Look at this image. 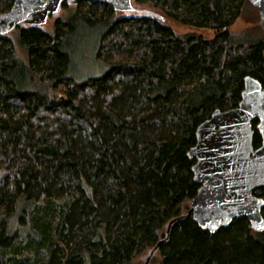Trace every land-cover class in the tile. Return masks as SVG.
Segmentation results:
<instances>
[{
	"label": "trees",
	"instance_id": "obj_1",
	"mask_svg": "<svg viewBox=\"0 0 264 264\" xmlns=\"http://www.w3.org/2000/svg\"><path fill=\"white\" fill-rule=\"evenodd\" d=\"M250 4L81 0L50 27L0 37V264H138L159 243L157 264H264V230L248 218L213 233L188 214L198 126L238 106L247 76L264 85V30H232ZM80 27L99 30L102 76L69 74Z\"/></svg>",
	"mask_w": 264,
	"mask_h": 264
},
{
	"label": "water",
	"instance_id": "obj_2",
	"mask_svg": "<svg viewBox=\"0 0 264 264\" xmlns=\"http://www.w3.org/2000/svg\"><path fill=\"white\" fill-rule=\"evenodd\" d=\"M81 0H15L12 7L0 15V37L21 24L45 25L61 12L65 4ZM115 10L133 11V0H93ZM261 13L264 28V0H251ZM144 12L160 15L151 10ZM259 119L262 137L260 147L253 145L252 121ZM197 143L189 151L196 159L194 180L201 184L190 201L194 219L204 229L217 232L235 218H248L257 231L264 230V199L255 191L264 188V85L247 76L238 106L215 110L201 123L196 132ZM162 242V241H161ZM160 244V243H159ZM159 244L144 258L150 264Z\"/></svg>",
	"mask_w": 264,
	"mask_h": 264
},
{
	"label": "rangeland",
	"instance_id": "obj_3",
	"mask_svg": "<svg viewBox=\"0 0 264 264\" xmlns=\"http://www.w3.org/2000/svg\"><path fill=\"white\" fill-rule=\"evenodd\" d=\"M63 10V12H62ZM63 14H67V9H62ZM260 11L250 4L246 10V14L240 17L233 25L232 30H240L246 27H254L255 31L263 33V28L260 22ZM58 13V14H59ZM56 15V14H55ZM53 15V16H55ZM54 17H51L47 23L51 26ZM171 25L180 32L193 31L207 38H212L215 35L214 29L209 28H192L179 23L169 21ZM45 24V25H47ZM17 29V28H16ZM16 29L10 31L8 35L16 38ZM99 30L91 27H80L78 31L68 39L67 51L70 53V70L69 74L77 79L83 80L89 77H99L104 75L108 67L97 59L96 52L98 46ZM145 253L137 259L138 264H144ZM159 253H156L150 260V264H157Z\"/></svg>",
	"mask_w": 264,
	"mask_h": 264
}]
</instances>
